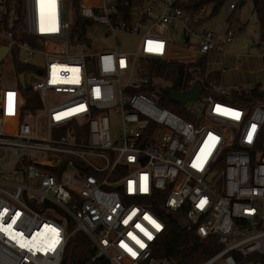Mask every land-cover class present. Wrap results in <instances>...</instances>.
<instances>
[{
  "label": "built area",
  "instance_id": "1",
  "mask_svg": "<svg viewBox=\"0 0 264 264\" xmlns=\"http://www.w3.org/2000/svg\"><path fill=\"white\" fill-rule=\"evenodd\" d=\"M191 1L144 0L128 26L115 4L80 0L79 14L107 26L117 46L119 31L140 41L72 53L66 0H0V63L15 74L4 83L1 65L0 264H62L76 231L93 259L160 263L164 213L181 210L221 246L202 264H264V84L200 85L197 99L178 103L188 120L140 74L142 59L193 63L233 40L232 25L223 38L202 25L215 2ZM257 47L263 54L264 40ZM16 62L30 67L24 86Z\"/></svg>",
  "mask_w": 264,
  "mask_h": 264
},
{
  "label": "trees",
  "instance_id": "2",
  "mask_svg": "<svg viewBox=\"0 0 264 264\" xmlns=\"http://www.w3.org/2000/svg\"><path fill=\"white\" fill-rule=\"evenodd\" d=\"M224 1L192 0L190 6L200 7L203 4L215 2L217 6L215 12H217ZM252 1L259 27L260 40H264V0ZM143 2L144 0H116L114 4L118 9L119 16L115 20L124 22L128 26L131 25L133 10L141 6ZM73 7L76 16L71 29V37L73 38L74 35L80 33L83 38L86 35L87 27L91 26L93 21L79 14V0H73ZM232 17L229 20L232 21ZM140 61V74L148 77L150 86L157 90L159 94L158 103L188 120H191V117L184 112L182 105L171 100L169 92L185 91L191 86V82L207 86L211 83H219L222 79L220 70L209 71L207 69L206 57L193 63L157 59H142ZM29 68L28 65L19 62L15 64L17 73L27 72ZM24 93L33 97L29 87L24 90ZM35 105L37 106V100ZM183 214V210L175 213H164L166 229L154 247L153 257L156 260L168 261L171 264H200L221 249L214 237L202 239L196 235L193 229L183 226L180 223ZM95 255L96 249L91 240L84 232L76 231L69 239L62 264H109L106 257L93 259ZM256 259L264 263V253L256 255Z\"/></svg>",
  "mask_w": 264,
  "mask_h": 264
},
{
  "label": "rangeland",
  "instance_id": "3",
  "mask_svg": "<svg viewBox=\"0 0 264 264\" xmlns=\"http://www.w3.org/2000/svg\"><path fill=\"white\" fill-rule=\"evenodd\" d=\"M116 0H106L108 5L114 4ZM234 1L237 3L236 10L229 8V3ZM241 0H225L217 12L206 19L203 22V27L214 31L218 38H223L225 32L230 25L235 29V35L230 43H227L223 47V52L210 53L206 56L207 69L210 70H224L227 68V72H224V78L238 77L245 78L243 84L246 86V82H261L264 84V51L261 53V49L257 47L260 43V32L256 16L254 13V4L252 0H243V4L240 5ZM80 4V0H79ZM66 7L69 11L70 19L75 22V10L73 7V0H66ZM79 11V9H78ZM234 20L231 24V20ZM173 34H171L172 36ZM119 39L118 46L115 43L113 35L109 32V28L100 23H93L86 29L85 37H81L80 33H77L72 38V53L81 52H101L105 50H114L117 46L119 51H133L136 50L140 37L133 33H127L119 31L116 33ZM175 44L180 47H184V43L179 37L173 35ZM239 60V61H238ZM38 61H40L38 59ZM141 62V61H140ZM4 73V83H14V68L7 60L1 64ZM27 81L31 82L32 77L29 73L27 75ZM158 82V80H157ZM180 223L186 226V220L181 217ZM204 262V261H203ZM202 262V263H203ZM200 263V264H202ZM153 264H171L168 261H160V263Z\"/></svg>",
  "mask_w": 264,
  "mask_h": 264
},
{
  "label": "water",
  "instance_id": "4",
  "mask_svg": "<svg viewBox=\"0 0 264 264\" xmlns=\"http://www.w3.org/2000/svg\"><path fill=\"white\" fill-rule=\"evenodd\" d=\"M243 4V0L240 1V5ZM8 51V47L3 46L0 48V62H2L6 52ZM200 57V54H198ZM20 82L24 86L25 85V75L22 73L20 75ZM201 94V86L199 83H195L190 89L185 91H170L169 97L171 100L177 103H186L189 100L197 99Z\"/></svg>",
  "mask_w": 264,
  "mask_h": 264
},
{
  "label": "crops",
  "instance_id": "5",
  "mask_svg": "<svg viewBox=\"0 0 264 264\" xmlns=\"http://www.w3.org/2000/svg\"><path fill=\"white\" fill-rule=\"evenodd\" d=\"M239 61V60H238ZM227 70H229V69H225L224 70V72L226 73L227 72ZM221 72H222V79H221V81L220 82H222L223 84H225V85H227V86H236V85H241V84H243L244 82H243V80H246L245 78L243 79L241 76L240 77H238L237 79H234L233 77L230 79V78H224V72H223V70H220ZM248 84H262L261 82H250L249 80L246 82V84L245 85H248ZM242 86H244V85H242Z\"/></svg>",
  "mask_w": 264,
  "mask_h": 264
},
{
  "label": "snow or ice",
  "instance_id": "6",
  "mask_svg": "<svg viewBox=\"0 0 264 264\" xmlns=\"http://www.w3.org/2000/svg\"><path fill=\"white\" fill-rule=\"evenodd\" d=\"M11 95V94H10ZM9 227H10V225H9ZM157 227H159L158 225H157ZM141 246H143V245H141Z\"/></svg>",
  "mask_w": 264,
  "mask_h": 264
},
{
  "label": "bare ground",
  "instance_id": "7",
  "mask_svg": "<svg viewBox=\"0 0 264 264\" xmlns=\"http://www.w3.org/2000/svg\"><path fill=\"white\" fill-rule=\"evenodd\" d=\"M41 3V2H40Z\"/></svg>",
  "mask_w": 264,
  "mask_h": 264
}]
</instances>
